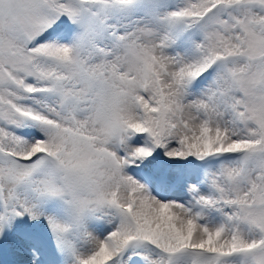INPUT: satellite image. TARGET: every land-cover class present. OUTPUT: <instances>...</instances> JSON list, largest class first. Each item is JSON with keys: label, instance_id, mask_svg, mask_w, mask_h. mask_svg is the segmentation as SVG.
Returning <instances> with one entry per match:
<instances>
[{"label": "snow or ice", "instance_id": "1", "mask_svg": "<svg viewBox=\"0 0 264 264\" xmlns=\"http://www.w3.org/2000/svg\"><path fill=\"white\" fill-rule=\"evenodd\" d=\"M0 264H264V0H0Z\"/></svg>", "mask_w": 264, "mask_h": 264}]
</instances>
